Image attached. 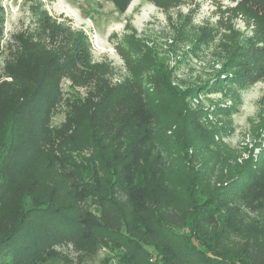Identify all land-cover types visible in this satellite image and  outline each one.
Instances as JSON below:
<instances>
[{"label":"trees","instance_id":"obj_1","mask_svg":"<svg viewBox=\"0 0 264 264\" xmlns=\"http://www.w3.org/2000/svg\"><path fill=\"white\" fill-rule=\"evenodd\" d=\"M4 21L0 0V264H264V166L212 151L215 112L114 80L38 12Z\"/></svg>","mask_w":264,"mask_h":264},{"label":"rangeland","instance_id":"obj_2","mask_svg":"<svg viewBox=\"0 0 264 264\" xmlns=\"http://www.w3.org/2000/svg\"><path fill=\"white\" fill-rule=\"evenodd\" d=\"M262 3L132 0L120 13L110 0H2L4 38L26 25L34 12L45 16L51 28L80 31L88 43L79 52L88 63L103 62L114 80L124 83L137 79L151 86L161 80L183 104L215 112L206 122L214 135L210 148L220 152L221 160L232 165L250 156L264 166ZM4 58L0 53V70ZM193 86L199 94L184 98ZM103 256L84 264H99Z\"/></svg>","mask_w":264,"mask_h":264},{"label":"clouds","instance_id":"obj_3","mask_svg":"<svg viewBox=\"0 0 264 264\" xmlns=\"http://www.w3.org/2000/svg\"><path fill=\"white\" fill-rule=\"evenodd\" d=\"M224 4L228 5L229 4V0H224ZM231 6L235 7V4H232ZM13 11H15V9H13ZM248 34L251 35V32H249Z\"/></svg>","mask_w":264,"mask_h":264}]
</instances>
